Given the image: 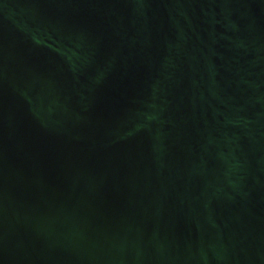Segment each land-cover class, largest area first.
I'll return each mask as SVG.
<instances>
[{
    "label": "water",
    "instance_id": "95a60500",
    "mask_svg": "<svg viewBox=\"0 0 264 264\" xmlns=\"http://www.w3.org/2000/svg\"><path fill=\"white\" fill-rule=\"evenodd\" d=\"M0 264H264V0H0Z\"/></svg>",
    "mask_w": 264,
    "mask_h": 264
}]
</instances>
